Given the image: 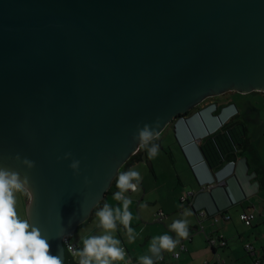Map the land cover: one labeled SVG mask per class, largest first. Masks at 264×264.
<instances>
[{
	"label": "water",
	"instance_id": "95a60500",
	"mask_svg": "<svg viewBox=\"0 0 264 264\" xmlns=\"http://www.w3.org/2000/svg\"><path fill=\"white\" fill-rule=\"evenodd\" d=\"M227 92L264 93V0H0V167L29 176L26 219L62 264L137 125L192 135L184 114Z\"/></svg>",
	"mask_w": 264,
	"mask_h": 264
},
{
	"label": "crops",
	"instance_id": "0c3cea01",
	"mask_svg": "<svg viewBox=\"0 0 264 264\" xmlns=\"http://www.w3.org/2000/svg\"><path fill=\"white\" fill-rule=\"evenodd\" d=\"M261 93L264 96V93ZM226 101L229 102L226 103ZM233 102L234 100L227 95H220L217 100L207 101L199 108V110L202 109V118L193 115L190 119L192 135L184 125L181 126L179 134L175 133L176 142L185 158L183 169L187 176H190V180L186 178L184 180L189 188H184L183 181L177 177L176 183L181 185V188L176 189L175 183L171 191V194L176 193L172 195L174 205L168 207L163 202L158 203L159 208L155 212L161 210L168 213L166 221L146 222L139 213L138 218L143 223V228L140 233L131 236V239L119 234L121 245H124L127 250V256L122 261H115L114 264H125L127 258L136 262L128 264H140V257L149 256L152 253L148 249L143 254L138 248L140 246L144 248L153 237L164 234L169 236L172 234L171 237L174 240L184 242L187 250L180 252L178 258L172 255L178 250V245L171 252L162 250L164 261L161 264H204L205 262L207 264H251L254 260L264 259V120L248 116L250 111L245 109V106L235 104V107ZM214 103H223L217 115L214 112ZM248 107L251 113H256L258 109L255 105ZM236 111L239 113L238 118L246 126L248 148L242 151L234 161L224 163L219 169L212 171L200 153V139L217 129ZM241 112L246 114V117H243ZM251 129L252 132H250ZM141 184L140 180L137 191ZM142 191L144 192V189ZM129 192L134 193L130 190ZM186 192L189 193L188 200L183 202L182 213L176 216L175 202ZM139 198L137 203L144 196L141 195ZM185 207L189 208L190 214L189 219L186 220L188 236L179 238L174 231L170 230L169 225L174 220L185 219L183 216ZM242 211L254 213L251 225H245L239 219ZM217 213L228 214L230 219L213 223V216ZM208 237L216 238V243L210 244L207 241ZM219 238L226 241L225 245L218 244ZM246 244H251L253 249L247 251ZM74 261L79 262L76 255Z\"/></svg>",
	"mask_w": 264,
	"mask_h": 264
},
{
	"label": "clouds",
	"instance_id": "9594fccd",
	"mask_svg": "<svg viewBox=\"0 0 264 264\" xmlns=\"http://www.w3.org/2000/svg\"><path fill=\"white\" fill-rule=\"evenodd\" d=\"M159 127V119L153 125L145 124L143 127L137 125V131L132 137L134 141H138L140 148L146 149L149 159L154 158L159 151V146L152 143L159 138V132L156 131ZM70 156L71 153H65L63 158ZM11 159L28 170L35 166L34 161L21 159L19 154ZM79 164V160L73 159L69 165L74 175L79 174ZM140 179V173L131 169L118 175L116 187L119 191L114 193V198L122 202V207L113 209L106 203L96 212L98 226L103 229L104 234L82 239L83 247L75 253L79 257L78 264H114L115 261L125 259V251L112 233L116 230L117 221L127 228L130 234L132 233L129 227L132 213L128 210L132 201L125 197L124 193L129 190L136 192ZM85 182L87 183L86 178ZM29 184L27 174L21 176L15 170L0 167V264H62L59 255L50 254V245L40 230L30 225L29 218H20L16 211L15 193L29 189ZM187 223L186 220H174L169 228L177 237L186 238ZM178 243V239L174 240L168 234L153 237L149 251L155 254L157 259H161L162 250L171 252ZM139 259L140 264H153V259L149 256H142Z\"/></svg>",
	"mask_w": 264,
	"mask_h": 264
},
{
	"label": "rangeland",
	"instance_id": "374dc122",
	"mask_svg": "<svg viewBox=\"0 0 264 264\" xmlns=\"http://www.w3.org/2000/svg\"><path fill=\"white\" fill-rule=\"evenodd\" d=\"M225 94H228L227 96L230 99L237 100L241 104V106L246 104L252 106L255 105L258 108L256 109V113L252 114L250 112L247 115L255 119L259 117L261 120H264L263 94H260V92L247 93L243 95H240V93L238 92H234V93L227 92ZM211 99L212 97L205 99L203 102H201V105H203L204 103H206ZM195 107H192L190 110L194 111ZM252 131L253 130L251 129L250 132ZM175 135L176 134L172 126L170 125L165 126V128L159 134V137L161 139V147H159L158 154L154 158L149 159L147 151H145L142 161L135 162L126 168L125 172L130 169L138 171L140 173V177H141L140 180L142 184L141 186H139V191H136L134 193H130L129 191H127L124 193V196L132 201L128 209L132 213V220L129 225V227L132 229V233L130 234L127 228H125L122 224L119 223V221H117L116 230L112 234L116 239L120 241V245L122 244V241L119 237V234H121V236H126L127 239H129L130 236H134L136 233H140V231L142 230L143 223L140 222L138 218L139 213L146 222L154 223L155 219L153 216L154 215L153 212H155V210L159 208L158 203L163 202L168 207L174 205V203L172 202L173 199L172 195H176V193L171 194V191L174 188V184L177 181V177H179L183 181L184 188L186 187L189 188L188 185L187 186L185 185L184 180L185 178L190 180V176H187L188 174H186L185 170L183 169L184 167L183 164H185V158L179 149L180 147L176 142L177 136ZM195 139L196 137L194 138V140ZM152 170L154 174L152 173ZM180 186L181 185H177V183L175 184L176 189L181 188ZM142 189H144V192L142 191ZM117 191H119V189ZM187 193L188 192L184 194ZM141 195L144 196V198L141 199L139 203H137L138 199L140 200L139 197ZM15 196H16V211L20 216V218L24 219L23 214L25 213V209L23 213L22 198H24L25 200L26 191L23 190L22 192L20 191L16 192ZM180 197H178L175 202V204L177 205V210L175 214L176 216H179L183 210L182 209L183 203L180 202ZM105 201L113 209L118 206L122 207V202L114 198V193L106 195ZM184 205L187 204L184 203ZM101 208H103V206L99 207L96 210V212L99 211ZM184 210H185L183 214L185 218L184 220H188L189 219L188 216L190 214L185 215V213H189V208L185 207ZM96 212L89 220H87L84 224L77 227L76 230L72 232V238L78 245V250L82 249L83 247L82 244L83 238L93 235L104 234L103 229L98 226V219L96 217ZM164 213L168 217V213L166 212ZM167 217L164 218V221H166ZM170 236H172V234ZM150 243L151 242H148V244L144 248L140 246L138 250L144 254V251L146 252L149 249Z\"/></svg>",
	"mask_w": 264,
	"mask_h": 264
},
{
	"label": "trees",
	"instance_id": "16d2710c",
	"mask_svg": "<svg viewBox=\"0 0 264 264\" xmlns=\"http://www.w3.org/2000/svg\"><path fill=\"white\" fill-rule=\"evenodd\" d=\"M230 93H234V92H230ZM250 93H258V92H250ZM228 94H222V95H228ZM260 94H262V93L260 92ZM240 95H243V94L240 93ZM219 96L212 97V100H217L219 98ZM233 100H234V102H233L234 106H235V104L238 106L240 105V103L237 100H235V99H233ZM227 102H229V101H226V103ZM222 104L223 103H217V104L214 103V112L216 115H217V112L220 111ZM200 106H201V104L197 105L194 108L195 109L194 111L188 110L184 114V116L189 117V116H193V114L196 115V112L199 110ZM242 106H245V109L249 110L250 112H252V111L248 106L254 107L252 105H247V104L242 105ZM243 112H244V110H243ZM242 114H243V117L244 116L246 117V114H244V113H242ZM252 114H254V113H252ZM238 116H239V113H238V111H236L233 116H231L230 118H228L227 120L222 122L221 125L217 129L208 133L207 135H205L204 137H202L200 139V143H199L200 153L202 155V158L208 164V166L212 169V171L219 169L220 166L224 163H229V162L234 161L242 153V151H245L248 148V143H247L248 136L246 135V133H247L246 126L244 125V123L242 121H240ZM168 125H170V124H168ZM152 143H155L156 145L161 147L160 137L158 139L153 140ZM145 151H146V149L140 148V150H138L136 153L131 155L130 158L119 168L117 175L115 176V178L111 182L110 187L106 191V195L113 194L118 190V188L116 187L118 175L121 172H125L126 168L129 167L131 164L138 162V161H142ZM20 192H22V191H20ZM22 197H23V195H22ZM105 204H106V201L104 198L92 210V212H91L90 216L87 218V220H89L95 214L96 210L99 207L104 206ZM22 205H23L22 208H23V213H24V209H25L24 198H22ZM23 217L25 219V213L23 214ZM87 220L82 222L80 225L84 224ZM72 260H73V257H72ZM75 263L78 264L77 262H75Z\"/></svg>",
	"mask_w": 264,
	"mask_h": 264
},
{
	"label": "built area",
	"instance_id": "2783aa9c",
	"mask_svg": "<svg viewBox=\"0 0 264 264\" xmlns=\"http://www.w3.org/2000/svg\"><path fill=\"white\" fill-rule=\"evenodd\" d=\"M133 183H135V182H133ZM188 196H189V193L181 195L180 202L181 203L187 202ZM199 213L200 214H203L202 211H199ZM153 216H154V219L156 221H163L164 218L167 217V215L163 211H161V210L155 212ZM253 218H254V213H252L250 211H242L239 214V219L245 225H251ZM229 219H230V215L223 214V213H219V214L217 213L216 215L213 216V223L219 222L220 220H226L227 221ZM62 241H63V244H64L66 250L68 251V253L71 256H75V253L78 251V245L73 240L72 233L64 235ZM207 241L210 244L213 245V244L216 243V238L208 237L207 238ZM225 243H226V241L223 240L222 238H219L218 239V244L219 245L223 246V245H225ZM177 245H178V250H176V251H174L172 253V255H173L174 258H178L180 256V252H183V251H186L187 250L184 242L179 241V243ZM120 247H122L124 249L125 256H127V250L124 247V245H121ZM245 249L247 251H251L253 249V246L251 244H246L245 245ZM160 255L162 256L161 259H157V257H156L155 254L149 255V257H151L153 259V264H161L164 261V255L162 253H160ZM129 262L130 263H134L135 261H132V260H130V259L127 258L125 264H128ZM204 264H207V262H205ZM251 264H264V259L254 260Z\"/></svg>",
	"mask_w": 264,
	"mask_h": 264
},
{
	"label": "flooded vegetation",
	"instance_id": "af4514ba",
	"mask_svg": "<svg viewBox=\"0 0 264 264\" xmlns=\"http://www.w3.org/2000/svg\"><path fill=\"white\" fill-rule=\"evenodd\" d=\"M224 94H225V93H224ZM173 122H174V120L171 121V123H170L171 126L173 125ZM138 150H140V147L137 149V151H138ZM137 151H136V152H137ZM136 152H135V153H136ZM132 155H133V154H132ZM129 158H130V157H129ZM25 218H26V215H25ZM86 220H87V219H86ZM72 257H73V260H74V256H72Z\"/></svg>",
	"mask_w": 264,
	"mask_h": 264
}]
</instances>
